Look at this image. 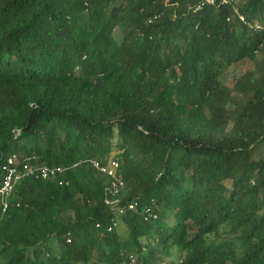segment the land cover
<instances>
[{"label": "trees", "instance_id": "trees-1", "mask_svg": "<svg viewBox=\"0 0 264 264\" xmlns=\"http://www.w3.org/2000/svg\"><path fill=\"white\" fill-rule=\"evenodd\" d=\"M12 155L0 264H264V0H0Z\"/></svg>", "mask_w": 264, "mask_h": 264}, {"label": "built area", "instance_id": "built-area-1", "mask_svg": "<svg viewBox=\"0 0 264 264\" xmlns=\"http://www.w3.org/2000/svg\"><path fill=\"white\" fill-rule=\"evenodd\" d=\"M225 1L226 0H222L223 3H225ZM206 2L212 4L213 0H206ZM17 160V156L12 155L1 167L3 177L0 182V213L2 215L8 208V201L13 192V187L19 182L21 178L34 176L35 178L46 180L62 172V169L59 167H42L35 169L26 162L27 160H23V162L19 164L17 163ZM92 165L100 173L107 175L111 179V185L108 191L112 196L116 195L118 190L123 187V181L117 174L118 163L116 161H111L109 164L104 166L98 162H92ZM114 203V201L106 200V204H109L110 206H114ZM133 208L134 205H128L129 210H133ZM122 211L123 210L121 209L120 213ZM116 226V221L112 220L111 225L107 228V232H111ZM67 242H70L69 238L67 239Z\"/></svg>", "mask_w": 264, "mask_h": 264}, {"label": "rangeland", "instance_id": "rangeland-1", "mask_svg": "<svg viewBox=\"0 0 264 264\" xmlns=\"http://www.w3.org/2000/svg\"><path fill=\"white\" fill-rule=\"evenodd\" d=\"M258 156V150L255 151V158ZM116 231L120 234H123L126 232V228L121 224L118 223L117 227H116Z\"/></svg>", "mask_w": 264, "mask_h": 264}]
</instances>
